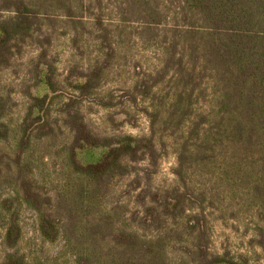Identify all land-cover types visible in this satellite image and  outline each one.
Listing matches in <instances>:
<instances>
[{
	"label": "trees",
	"instance_id": "16d2710c",
	"mask_svg": "<svg viewBox=\"0 0 264 264\" xmlns=\"http://www.w3.org/2000/svg\"><path fill=\"white\" fill-rule=\"evenodd\" d=\"M0 264H264V0H0Z\"/></svg>",
	"mask_w": 264,
	"mask_h": 264
},
{
	"label": "rangeland",
	"instance_id": "374dc122",
	"mask_svg": "<svg viewBox=\"0 0 264 264\" xmlns=\"http://www.w3.org/2000/svg\"><path fill=\"white\" fill-rule=\"evenodd\" d=\"M126 130H128L130 133H132L134 135H138L139 133L147 132L148 131V122L145 118H141L140 122H139V127L137 129H126ZM174 165H175L174 157L171 156V157H168L165 159V161L162 164L161 173L158 177V180L160 182H163V181H166V180H169L172 178L171 171H172ZM25 221H26V225L28 226L27 231H26L25 247L28 250L32 246L37 248V246L40 244V241L38 240V235L34 232L33 220H32V218H30L29 215L28 216L26 215Z\"/></svg>",
	"mask_w": 264,
	"mask_h": 264
}]
</instances>
